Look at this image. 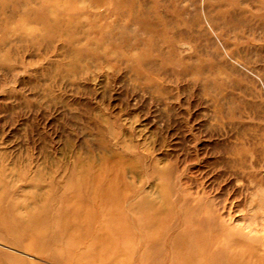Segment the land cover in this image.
<instances>
[{
	"label": "rangeland",
	"instance_id": "obj_1",
	"mask_svg": "<svg viewBox=\"0 0 264 264\" xmlns=\"http://www.w3.org/2000/svg\"><path fill=\"white\" fill-rule=\"evenodd\" d=\"M0 264H264V0H0Z\"/></svg>",
	"mask_w": 264,
	"mask_h": 264
},
{
	"label": "bare ground",
	"instance_id": "obj_2",
	"mask_svg": "<svg viewBox=\"0 0 264 264\" xmlns=\"http://www.w3.org/2000/svg\"><path fill=\"white\" fill-rule=\"evenodd\" d=\"M151 222L155 223V225L160 224V221H157L156 219L154 221L151 220ZM200 239V235L197 233L196 234V238H194V240L190 241V242H186L184 240H177L176 243H174L173 247L175 248H185L186 250H188L189 252H196L198 255H201V253H203V250L206 248L203 246V249H201V244H199V240ZM202 242V240H201ZM206 246V245H205ZM197 249V250H196ZM185 257V256H183Z\"/></svg>",
	"mask_w": 264,
	"mask_h": 264
}]
</instances>
